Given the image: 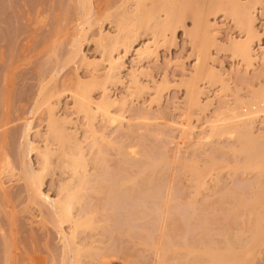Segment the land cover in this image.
Segmentation results:
<instances>
[{"label":"rangeland","instance_id":"1","mask_svg":"<svg viewBox=\"0 0 264 264\" xmlns=\"http://www.w3.org/2000/svg\"><path fill=\"white\" fill-rule=\"evenodd\" d=\"M124 1L125 0H87V3H84L83 7L87 21L80 26L81 32L79 31L78 41L73 44L76 32V14L78 12L79 15V12H82L79 4H75V0H0V160L5 158V160L3 159V163L6 162L7 164L8 162L7 165L12 169L11 171L9 170L10 174H4L8 171L0 173V264H59L60 261L62 264H65L66 261L69 260L68 253L62 256L64 250H61L62 246L57 236L56 226L53 224L52 220H49L50 216L46 211L49 210V208H47L45 202L40 203L37 199H33L32 201L28 200L30 198H27L29 195L27 196L28 193H26L27 190H25L27 188H24L25 185L23 184L25 183L17 179L19 176L21 179L20 169L23 167H29L35 171L38 170L36 166L37 160L34 158V154L32 152L25 154L23 151V147L26 145L25 141L30 142L31 145L37 149L42 148L44 144L49 151H53L56 148L55 142L50 143V140L45 136V123L46 119H48V117L46 118L47 112L51 114L50 116L56 118L54 120L63 119L65 123L61 124L62 129L66 133L70 132L73 134V136H71L82 148L83 155L85 156L84 158L86 161L88 160L87 163L91 162V159L93 161L95 158V154L93 153H95L96 146L94 147L90 144L91 140H88L90 138V133H88V135L87 132L89 131L86 130L88 129L86 127L89 126V123L92 121V124L90 123L91 130L94 128V131L97 130V134L100 133V135H102L100 137L97 135L98 138L95 136V141L99 143L100 147L102 146L100 150L104 152L103 161L104 166L107 167L106 170L103 169L105 172L98 167L99 173L102 171V173H105L106 178L108 177V179L111 178V180L114 179L115 181L119 180L121 184H125L117 187V190H114V192L116 191L118 193L115 192L116 194H114V192H112V194H109L110 197H108L110 199L108 198L109 200L107 201L106 198L107 203L100 201V194L98 196L97 194H92V192L84 191L86 193L83 194V196L81 195V212L85 211L84 209L86 208L89 209L91 207L90 209H92L94 207V209H97L96 212L98 213L96 217L91 215L94 219L97 218L98 221L96 220V224L92 222V225L96 226V228L92 227L94 228L91 229L93 232L88 230L89 232L83 233V231L81 233L82 235H78L79 238L76 237L79 241L84 242V245L81 242V244L79 243V245H82L83 249H89L85 247L86 243L89 244H86L87 247H92H90L87 252L88 254L93 252L89 257L94 253L96 256L93 255L89 260L83 257L79 260L80 264H201L199 255V258H195L197 255L194 254L192 258L188 256L191 250L185 253L186 249L184 248L190 246L195 248V245H200L199 248H203V245H205L204 249H206L208 245L215 247L214 245H217V243H219L218 241L221 240L219 239L221 238L219 237L221 225L224 226L226 224L227 230L229 228L230 231L228 232L230 235H227L229 238L233 236L231 234L235 233V230L242 226L240 225L242 220H239V218L243 213L239 208L236 210L237 204L239 203L234 204L237 202L234 199L232 203V200H229V194L227 192L230 194L232 192L234 194L233 196L237 194V197H235L239 198L238 200L244 197H250V190L255 188L259 179H256V174L254 175L253 172L248 173L244 171L245 173L243 174L230 170V168H233V164L235 163L234 160L238 161L236 160L237 157L233 158L234 155L231 156L229 153L231 149L235 151L233 148L237 145L232 139L222 137L217 139L213 138L207 142L205 141L203 145L202 143L200 145H198V142L196 143V140L206 131L204 124L212 120L218 106H223H220L221 108H226L227 106L231 107L234 95L244 100L252 91H257L258 88L261 90V88L264 87L263 71V74L258 75V71L260 72V70L256 68V70L249 68L251 71H248L249 69L247 66V68L244 69V64H242L240 57L239 59L238 56L233 57L228 50L224 49V45H226L227 41L226 38L240 42L245 37L243 30L241 29L239 31V28H236L229 16H227L225 9L227 8L226 5H229L226 0V5H222L224 0L223 2L222 0H216L218 2L221 1L219 4L223 6L222 8L224 11L220 10L221 12H214L215 14H209L205 18L208 22L207 24L211 27L210 29L214 30L215 43L213 45L212 42V45H209V47L206 45L207 48L205 47L206 49L203 54L204 58H206L204 59L205 61L203 60L206 65L203 61L201 62L203 66H206L204 68V74L211 71L212 73L210 74L208 72V75L210 74L209 76L212 77L210 78L206 74L205 76L207 77L204 76L200 79L202 76L200 73H202V71L200 70L201 68H199L201 72L198 70V72H200L198 75L201 76H199L197 80L195 78L196 81H193L194 84L193 82L191 83L194 85L193 88L196 91V93L193 92V96H189L191 94L189 90L191 89H188L186 93L185 91L188 87L185 88L186 85L183 86L181 83V81L186 83L184 81L190 78L189 74L194 72V70L197 69L196 66H198H193V56H195L197 51L195 52L194 50L195 46L193 47V40L191 41L186 33L191 29L190 17L187 14L184 16V12L193 9L185 8L183 13L179 15L178 19H181V21L180 24L177 22L178 26L173 25V23H176V19H174V22L172 21V17L170 20L172 21L171 27L167 29V31L160 30V33L159 30L151 31L148 27L155 19L156 22L159 20L161 22L160 24L167 22L166 20L169 15H171L172 11H178L177 8L179 9V7L177 6V2L179 4L181 1L143 0V4L141 5H144V7L152 3L161 6L160 9L163 11L156 10L157 12L154 13V18L152 21H149L146 29H144V31L141 29L142 32L138 30L139 33L135 32L136 36L134 34V38L132 37V24L129 23L131 31H128L132 33L131 35L127 33V35L130 36L127 48L129 50L125 55H121L122 58L120 61L122 64L120 63L121 67L118 70L119 72L115 75L118 77L114 78V81H112L114 83L104 84L105 86L103 87L107 91H103H106L105 94L108 99L115 98V101L123 102V107L120 108V112L123 119L126 120L125 122L128 120V114L132 116V114L136 112L138 114L140 113V116H145L147 121L138 123V125H141H139L141 128L136 124V130L133 127L131 131H128L125 130L127 126L124 121L120 125L121 127L116 128L115 126L114 128V126H111L109 128L108 124L99 116V118H97L96 115H92V117L94 116L92 118L89 112L88 117H86V114H84L86 116H83L81 113H77L78 110H76L77 112L74 111L76 108L78 109V107L79 109H83V106L81 105V107L79 105L81 104L80 102L83 101L78 98H76L79 101L78 105H75V109H73V105L76 104L77 101L75 97H70V92H75L76 89L79 88L77 86L73 91L74 85L76 86V83H86V81L92 77H90V75H93L92 78L96 77L99 81L101 80L99 78L102 77L104 66L103 63H100L102 59L100 56L104 52L97 47L96 38L97 35L101 36L99 33L102 35L108 34L110 37L117 34L115 26L117 25L116 27L118 28V24L120 25V23L116 22L115 25V20L113 19L119 12L122 13L124 9V11H126V8L132 5L130 0H127L126 3L128 4L125 3L126 5L123 4ZM190 1L192 3H187L188 5H193H190V7L199 9L203 6L202 4H206L207 1L210 2L213 0H189V2ZM235 1L238 5L244 4V6H247L246 2H250L249 5H251L252 2V0ZM260 1L262 3L263 0ZM131 2L133 1L131 0ZM258 2L257 4H261ZM175 4L177 8L174 7ZM86 5L87 9L85 8ZM252 5L253 11H251V14L253 22L251 27L254 31V37L250 38L251 43H249V49L251 50L249 51L251 52L249 55L252 57L254 53L258 58L261 53L264 54V50H260L264 46V35L261 34L263 20L260 17V5ZM123 6L127 7L121 10ZM173 7L175 9L171 11ZM126 17L125 24H127ZM129 20L131 21V18H129ZM122 23L124 24V22ZM121 26H119V28ZM72 44L74 49L71 46ZM143 45L148 46V48L150 47L149 50H152V55L148 57V59H141L140 62L138 61L137 63L133 59L132 51ZM115 50L116 52H111V56L117 52L118 55L121 54L122 50L120 48L117 47ZM70 51L73 53H70ZM68 54L70 57H68ZM81 56L86 61H91L93 65L95 64V69H85L79 65L80 63H78V60L81 59H79ZM251 61L253 63L251 64L249 61V64L253 66L255 63L253 60ZM200 65L199 67H201ZM255 65L253 67H255ZM132 68L135 72V87L134 85L131 86V83L129 84V73L133 71ZM257 68L259 67L257 66ZM141 72L143 75H146L143 77ZM220 83L222 84V88L226 83L225 86L227 85L228 88L226 92L221 89ZM191 84L190 86L188 85L189 88L193 86ZM93 88L94 87H91V90ZM39 90L44 94L46 93L45 91H50V93L52 92L51 94L53 95L54 93V95H50L51 98H47L49 95L43 97L48 99H45L46 103L41 100V102L45 104L42 103L40 106L37 105L38 111L34 108L36 112L33 110L34 113H30L32 112L31 110L34 104H39V101H37L41 93L37 94ZM91 90H88L89 93L86 96L93 103L99 99L98 96H100L101 93H99L100 91H98L97 88L93 89L92 92ZM262 90L264 89L262 88ZM221 91H223L224 95L221 94ZM43 93L42 96H45ZM42 105H47V107L44 108ZM49 105L52 106L51 111H49ZM200 108H202V110ZM45 109H47L46 112L44 111ZM90 109L92 110L91 106ZM199 109L201 111H199ZM109 111L113 112L114 109ZM81 115L86 117V119L88 118V121L89 119L92 120L88 122ZM257 118L260 119V122H258L255 117V122L251 129L252 133L255 132L256 135L262 131L264 125V118L261 120L260 115L259 117L257 116ZM47 121L52 122L53 120L50 117V120L48 119ZM67 122L68 124H66ZM128 124L133 125L134 123H130L129 121ZM182 125H186V127H181ZM199 127H202V134ZM185 128L188 130L187 133H190V135L188 134V138L187 135H185L187 134L185 133ZM182 129L185 131V134L183 132V134L180 133ZM127 132L132 135L127 134ZM41 135H43V137ZM108 140H110V143H118V145L120 144L122 146L131 143L132 150H134L132 152H135V156L133 155V158L127 157V160L125 156V159H123L122 156L116 155L117 151L115 149L113 150L110 145L107 147L109 143ZM105 141L106 144L104 146ZM234 144L235 146L231 148ZM136 152L139 154L136 155ZM208 157L212 158V160L210 158L208 159ZM53 158V156L50 158L52 166L55 165V163H53ZM205 158L207 160H205ZM135 159L137 161H135ZM210 160L214 162L212 164L217 163L220 167L218 168V166L215 165L217 167H214V170L210 169V165H212L210 164ZM202 161L207 164H203ZM199 163H202L203 165H201L204 167L209 163L210 165L208 166H210L209 170L211 171L208 173L205 172V169H208V167L206 166L207 168H204L199 166ZM219 163L221 165H219ZM236 163L234 164L235 166L237 165ZM89 164L91 163L87 164L86 170L87 173L91 175V170L93 169ZM199 167L205 170H203L204 172L201 170L199 173H207V176L205 174L202 176H206V178L190 180L189 173L191 169L197 168L199 170ZM28 169L24 168L23 171ZM62 171L63 172L56 168L53 169L52 167V169H48L47 172L44 174L41 173L40 175L41 181L39 191L45 194L49 200L54 198V192L58 183L66 178L65 170ZM198 175L201 177V174ZM128 179H130L129 181L131 183L135 184L132 186ZM199 179L203 180V185L201 183L203 187H198L199 189H195V187L194 190H196V192H192V186H196V184L192 183V185L191 182L197 180L199 181L198 183H200L201 180ZM122 181H124V183H122ZM94 186H96V184L93 183L92 187ZM119 188L121 189L119 190ZM113 195H116L115 197L118 198V202L116 198V203L113 201ZM165 197L168 203L165 205V202L164 205L166 207L164 210L163 200H165ZM109 201L111 202L108 203ZM160 201H163V203ZM99 202L103 204H99ZM231 203L236 205L235 209H233L232 206L234 205ZM79 211L77 210V212ZM92 211L91 213L95 212V210ZM260 212L259 210L258 213ZM227 213L232 215L227 218ZM235 215L236 217L238 216V218H236ZM198 217L201 219V221L198 220L199 222L195 220V218ZM231 217L236 219L234 220ZM229 218L234 221H231ZM101 219L105 220L103 221ZM169 224H172L173 227L175 224L176 229L175 227L172 228ZM170 228L173 230V233H167V229L170 231ZM63 229H65V227H63ZM174 229L177 231L174 232ZM113 231L119 234L117 235L115 233L114 235L111 233ZM260 234L257 239L260 237ZM231 241H233L232 238ZM241 241H244L242 237ZM233 242L236 241L234 240ZM233 242L232 244L230 243L232 247L230 249L234 250L233 247L238 249L240 241H238L239 243L236 242L237 245ZM252 244L253 243L250 244L251 246L249 245L250 247L244 244L243 247L247 246L244 248H247L246 251L248 250L249 252V248H252ZM159 247L163 250L166 249L168 252L165 257L163 255L164 261L161 260L162 255L160 253L162 252V254H164L166 250L163 251ZM94 248L100 249L98 250L100 252H97ZM156 249L159 250L160 253L157 252ZM191 249L192 251L195 250L193 248ZM237 249L234 250V253L231 251L228 252L233 254L231 257L234 256V259L237 258L239 260L238 256L240 253ZM102 250H105V255L107 253L106 250L110 254L116 252V255L113 253L112 255H108L107 258L104 255L105 259L103 258V254H101L103 253ZM188 250L189 249H187V251ZM199 250H197V252L202 251ZM211 250L212 248L210 251L205 250L204 252L207 251L210 255L212 254ZM252 250V252H250L251 254H245V256H247L245 258L241 256L243 254H240V257H243L242 260L240 259L241 261L239 260L240 262L237 259V261H233L237 262L236 264H264V234L259 242L257 240ZM235 251H237L238 256H236ZM6 253L8 254V258L5 256ZM99 253L103 258L102 263H100L99 258L97 259ZM193 253L191 252L190 254ZM225 253L227 255V252ZM224 255L220 257L224 258ZM223 260L224 259L219 261ZM228 261V258L225 259V264L231 262ZM213 264H217V262H213Z\"/></svg>","mask_w":264,"mask_h":264},{"label":"bare ground","instance_id":"2","mask_svg":"<svg viewBox=\"0 0 264 264\" xmlns=\"http://www.w3.org/2000/svg\"><path fill=\"white\" fill-rule=\"evenodd\" d=\"M76 2H75V4H79V6H80V10L82 11V12H79L80 14L78 15V12H77V14H76V32H75V35H74V41H73V44H75V42H77L78 41V35L80 34V32H81V30H80V26H82L84 23H86V21H87V17H85L86 16V14L84 13V11H83V7H84V3H87L86 1L87 0H75ZM133 2H131V0H130V3L132 4H130L131 6H129L128 8H126L127 6H123V7H121V10H122V8H126V11H124V10H122V13L121 12H119L116 16H115V18L113 19V20H115L114 22H115V25H116V22L117 23H120V25L118 24V28L115 26V28H116V33L117 34H114V36H108V34L107 35H102V34H100L99 33V35H101V36H98L97 35V38H96V43H97V47L102 51V52H104V53H102L101 54V61H100V63H103V73H102V77L101 78H99V79H101L100 81L98 80V79H96V77L95 78H92L93 77V75H90V77L91 78H89L88 79V81H86V83H87V85H86V83L84 82V83H80V84H77L76 83V86L74 85V87H73V91L77 88V86L79 87L78 89H76V91L75 92H70V97H75V100L77 101V103L76 104H74L73 106H74V108L73 109H75V105H78V99L79 100H82L83 102H80L81 104H79L80 106L82 105L83 106V109H79V107H78V109L76 108L74 111H76V110H78V114L79 113H81L83 116H86V117H88V113L90 112L91 114H90V116L92 117V115H96L97 116V118H101L103 121H105L106 122V124H108V126H109V128L111 127V126H114V128H115V126H116V128L117 127H121L120 125L122 124V122L124 121V123L126 124V128L127 129H125V130H128V131H131L132 129H133V127L135 128V130L137 129V125H138V123L139 122H143V121H147V119H146V117L145 116H140L141 114L139 113H133L132 114V116L131 115H129L128 114V120H127V122H125L126 120H124L123 119V117H122V115H121V112H120V108H122L123 106H122V104H123V102L122 101H115L113 98L112 99H108V97H106V89H104V87L103 86H105L106 84H110L112 81H114V78L115 77H118V76H115V75H117V72H119L118 70L120 69V67H121V58H122V56L123 55H125V53L129 50V49H127L128 48V43H129V37L130 36H128V35H131L132 33V37L134 38V34H135V36H136V33L135 32H138V30L139 31H141V29H142V31H144V29H146V27H147V24L149 23V21L151 20L152 21V19L154 18V13L155 12H157L158 10H162V9H160V7L161 6H159V5H154V4H149L148 2V6L147 7H144V5H141V4H143V0H132ZM141 1V2H140ZM177 1V0H176ZM178 1H181L179 4H178V2H177V6L179 7V9L177 8V6H176V4L174 5V7L175 8H177V10L178 11H172L173 9H175L174 7L171 9V11H172V13H171V15H169V17H168V19L166 20L167 22H164L163 24H160L161 22L158 20L157 22L155 21V20H153L152 21V24L148 27L151 31L152 30H166L167 31V29H169L170 27H171V25H172V21H174V19H176L175 21H176V23L174 24L173 23V25H176V26H178L177 24L179 23L180 24V21H181V19L179 20L178 18H179V15L180 14H182L183 13V11L185 10V8H188V9H193V10H186L187 12H184V16H185V14H187V15H189V17H190V21H191V29H190V31L189 32H186L187 33V36H189V39H191V41L192 42H194V44H193V47L195 46V52L197 53H195V56H193L194 58H193V66H195V65H198V66H196L197 67V69H195L194 70V72H191L190 74H189V77H187V78H189V79H186L184 82H186V83H183L182 81H181V83H182V85L184 86V85H186L185 86V88L186 87H188L187 88V90L185 91L186 93H187V91H188V89H191V90H193V91H191V90H189V93H191L189 96H193L192 94H193V92H195L196 93V91L194 90V80H195V78H196V80L198 79V77L199 76H201L200 77V79H202V77H204L206 74L208 75V72L211 74L212 72L211 71H208L207 73H205L204 74V68L206 67L205 65V60L204 59H206V58H204V50L207 48V47H209V45H214V30H211L210 28V25L209 24H207L208 22L206 21V17L209 15V14H215L214 12H216L217 13V11H222L223 10V6H220L221 4H219V3H221V1H216V0H213V1H210V2H206V4H202L203 6H198V7H200L199 9L197 8V9H194V8H192V7H190V5H192V4H187V3H192L191 1L189 2V0H178ZM186 1V2H185ZM188 1V2H187ZM226 1L228 2V5L229 6H227L226 4ZM224 0V3H222V5H224L225 3V5H226V9H225V11L227 12V16H229V18H230V20H231V22L233 23V25L236 27V28H239V31L242 29L243 30V32H244V39L242 40V41H232L231 39H228V38H226L227 39V41H226V45H224V49H226V50H228L229 51V53H230V55H232L233 57L235 56H238V59H239V57H240V60H242V64H244V69H246L247 68V66H248V69L249 68H253V70H256V69H258V70H260V72L258 71V75H261V74H263V72H264V54H260V56H258V58L256 57V55L253 53V55H252V57H250V52L251 51H249V50H251V49H249V43H251L250 42V38H253L254 37V31H253V29H252V27H251V24H252V22H253V17H252V12L251 11H253V7H251V5L253 4V5H260V8H261V18H262V20H263V22H262V32H261V34H263L264 35V0L262 1V3H261V1L259 0V2L261 3V4H257V2H258V0H252V2H251V5H249V3L248 2H246V5L247 6H244V4L243 5H238L237 3H236V1L235 0ZM127 2V0H125L124 1V3L123 4H125ZM194 2H196V1H194ZM222 2H223V0H222ZM258 2V3H259ZM186 3V4H185ZM234 3V4H233ZM77 4V5H78ZM122 4V5H123ZM126 4H128V3H126ZM125 4V5H126ZM196 4H198V3H196ZM238 6H237V5ZM162 5V4H161ZM170 5V4H169ZM188 5V6H187ZM252 5V6H253ZM143 6V7H142ZM187 6V7H186ZM193 6V5H192ZM78 7V6H77ZM163 7H164V4H163ZM221 7V8H220ZM86 9H87V5H86V7H85ZM128 9V10H127ZM130 10V11H129ZM157 10V11H156ZM169 10V9H168ZM182 10V11H181ZM127 11H129V12H127ZM163 11V10H162ZM170 11V10H169ZM170 11V12H171ZM220 11V12H221ZM224 11V10H223ZM86 12V11H85ZM260 12V11H259ZM121 13V14H120ZM163 14V13H162ZM78 15V16H77ZM115 15V14H114ZM113 15V16H114ZM128 15V16H127ZM129 15H130V17H129ZM173 15V16H172ZM186 15V16H187ZM127 16V17H126ZM183 16V15H182ZM213 16V15H212ZM125 17L127 18V21H126V23L128 24H125ZM131 18V21L129 20V18ZM158 17V16H157ZM173 17V18H172ZM181 17V16H180ZM188 17V16H187ZM170 18V19H169ZM171 18H172V21H170L171 20ZM182 18V17H181ZM158 19V18H157ZM124 20V21H123ZM178 20V21H177ZM120 21H122V22H124V24L122 23V22H120ZM174 21V22H175ZM132 22V23H131ZM178 22V23H177ZM122 23V24H121ZM129 23L130 24H132L131 26L129 25ZM231 23V24H232ZM121 25H123V26H121ZM124 25H127V26H124ZM157 25H159V26H157ZM119 26H121L120 28H119ZM133 29V31H132V33L131 32H129V31H131V29H130V27ZM176 26H174V27H176ZM88 27V26H87ZM234 27V28H235ZM124 28V29H123ZM148 29V30H149ZM129 30V31H128ZM80 31V32H79ZM141 31V32H142ZM158 31V32H159ZM188 31V30H187ZM79 32V33H78ZM127 33H128V35H127ZM130 33V34H129ZM139 33V32H138ZM160 33H161V31H160ZM185 33V34H186ZM217 33V32H216ZM152 34V33H151ZM154 34H155V32H154ZM158 34V33H157ZM257 34V33H256ZM161 36V35H160ZM257 38V37H256ZM95 39V38H94ZM135 41V40H134ZM155 42V41H154ZM213 42V43H212ZM256 42V41H255ZM95 43V44H96ZM207 43V44H206ZM212 43V44H211ZM73 44L71 45L72 47H73ZM150 44H152V43H150ZM223 44V43H222ZM221 44V45H222ZM206 45H207V47H206ZM218 45V44H217ZM151 46V45H150ZM263 46V45H262ZM96 47V46H95ZM120 48L122 51H121V54H117V53H114V57L113 56H111L110 54H111V52H116V48ZM206 47V48H205ZM150 48V47H149ZM149 48H148V46H145V45H143L142 47H140V48H137V49H134L133 51H132V56L134 57L133 59L135 60V62H137L138 63V61L140 62V60L141 59H143V60H145L146 58L148 59V57H151V55H152V50H149ZM73 49H74V47H73ZM127 49V50H126ZM219 49V48H218ZM71 50V49H70ZM260 50H264V46H263V48H261ZM72 51V50H71ZM70 51V53H73V52H71ZM263 52V51H262ZM260 53V52H259ZM80 55V54H79ZM122 55V56H121ZM103 56V57H102ZM231 56V57H232ZM68 57H70L69 56V54H68ZM73 57V56H72ZM206 57V56H205ZM74 58V57H73ZM81 58V59H80ZM251 58V59H250ZM77 59H78V57H77ZM79 59L80 60H78L79 62L78 63H80L79 65H81L83 68H85V69H87V68H92V69H95V64L93 65L92 64V62L90 63V62H88V61H86L84 58H82V56L81 57H79ZM204 60V61H203ZM251 60H253L254 61V63L259 67V68H257V66L255 65V64H253V66L255 65V67H253V66H251V64L253 63ZM97 61V60H96ZM201 61H203L204 62V66H203V63L201 62ZM249 61L251 62V64H249ZM134 62V63H135ZM146 62V61H145ZM245 62V63H244ZM121 63V64H120ZM196 63V64H195ZM201 64V65H200ZM199 65L201 66V67H199ZM97 66V65H96ZM100 66V65H99ZM249 66H251V67H249ZM192 67V66H191ZM196 67H194V68H196ZM263 67V68H262ZM98 68V67H97ZM199 68H201L200 70L202 71V73H200L201 71L199 70ZM256 68V69H255ZM203 69V70H202ZM212 69V68H211ZM261 69H263V70H261ZM132 70H133V68H132ZM136 70V69H135ZM198 70L200 71V72H198ZM205 70H207V69H205ZM216 70V69H215ZM88 71H89V69H88ZM91 71V70H90ZM93 71V70H92ZM140 71V70H139ZM141 71H143V70H141ZM246 71V70H245ZM248 71H251L250 69L248 70ZM263 71V72H262ZM93 72H95V71H93ZM216 72V71H215ZM96 73V72H95ZM128 73H129V71H128ZM134 70L133 71H130V73H129V80L131 81H129V84L131 83V86H133L134 85V87L136 86V82L134 81L135 80V75H134ZM193 73V74H192ZM198 73H200L201 75H198ZM91 74H92V72H91ZM192 74V75H191ZM204 74V75H203ZM209 74V75H210ZM141 75H143L142 74V72H141ZM144 75H146V74H144ZM144 75H143V77H144ZM191 75V76H190ZM198 75V76H197ZM208 75V76H209ZM99 76V75H98ZM140 76V75H139ZM205 77H207V76H205ZM210 78L212 77V76H209ZM208 77V78H209ZM217 77V76H216ZM127 78H128V76H127ZM92 79H94V80H92ZM138 79V78H137ZM92 80V81H91ZM195 80V81H196ZM204 80V79H203ZM90 81V82H89ZM97 81V82H96ZM99 81V82H98ZM219 81V80H218ZM78 82V81H77ZM89 82V83H88ZM193 82V84H191ZM220 82V81H219ZM112 83H114V82H112ZM46 84V83H45ZM85 84V85H84ZM105 84V85H104ZM190 84L191 85H193V86H191L190 88H189V86H190ZM221 84V83H220ZM226 84V83H225ZM225 84L223 85L224 87V89L222 88V84H221V89L222 90H224V92H226V89H228L227 88V85L225 86ZM189 85V86H188ZM219 85V84H218ZM89 86H90V88H89ZM91 87H94L93 89H95V88H97L98 89V91H100L99 93H101V95L100 96H98L99 97V99H97V101H95V102H93L92 103V101H90L89 99H88V97L86 96L88 93H89V91L91 90ZM138 87V86H137ZM136 87V88H137ZM230 87V86H229ZM42 88V87H41ZM89 88V89H88ZM106 88V87H105ZM263 89H264V87H262ZM262 88H261V90L258 88L257 89V91H252L251 93H249V95L247 96V98H245L244 100L242 99V98H239V96H237V97H235V95H234V97L232 98L233 99V103H232V106L231 107H226V108H221V107H223V106H221L220 104V106H218V107H220V108H218L217 107V109L215 110V113H214V115H213V118H212V120L211 121H209V122H207V124H204V126H205V132L203 133V131H202V127H199L200 129H201V134L203 133V135L198 139L199 141H200V143H199V141L198 140H196V143L198 142V145H200L201 143H202V145L204 144V142L206 141H209L210 139H213V138H215V139H217V138H222V137H226L227 139H232L233 140V142H235L237 145L235 146V144L233 145V146H231V148H233L234 146V150L235 151H232V149L229 151V153H230V155L231 156H233V158H236V160H238V161H235L234 160V162L237 164L236 166L233 164V168H230V170H232V172H240V173H245V172H248V173H254V175L256 174V179L258 180L259 179V181L256 183L257 185L255 186V188L253 189V188H251V189H253V190H250L251 192L249 193V194H251V198L250 197H244V198H247V199H241V200H238L239 198H236L237 197V194L235 195V196H233L234 194L231 192V194L229 193V192H227L228 194H229V200H232V203H233V199L235 200V201H237V202H235L234 204H237V203H239V204H237V208H236V210H238V208H239V210L241 209V211H242V213H243V215H241L242 216V218H241V216H240V218H239V220L241 219L242 221L240 222L241 224L240 225H242V226H240V228L239 229H237L238 230V232H237V230H235V231H233V232H235V233H232L231 235H233L231 238H232V240L234 241H236V242H238V241H240V243H239V248L237 249V248H235V247H233L234 248V250H238V252L240 253V254H243V255H241V256H243L244 258L245 257H247V256H245V254H247L248 255V253H250V252H252L253 250H252V248L254 247V244H256V242H257V240H258V242H259V240H261V238H262V235L264 234V125H263V127H262V131L260 132V133H258L257 135L255 134V132L254 133H252V131H251V129H252V125H253V123L255 122L254 120H255V117H256V119L258 120V122H260L259 120L260 119H258L257 118V116L259 117V115H260V118H261V120H262V118H264V90H262ZM63 89H65V88H63ZM93 89L91 90V92L93 91ZM42 90V89H41ZM71 90V91H72ZM89 90V91H88ZM103 90H106V91H103ZM138 90V89H137ZM230 90V89H229ZM60 91H62V90H60ZM64 91V90H63ZM219 91H220V89H219ZM232 91V90H231ZM41 91L39 90L38 91V93L37 94H39ZM46 93L44 94L43 92H41L39 95V99H40V97L42 96V93L45 95V96H42V98L43 97H47L48 95V97L47 98H49L50 97V95H52L51 93H50V91H45ZM69 92H68V94H69ZM222 93V95H224V93H223V91H221ZM228 92V91H227ZM233 92V91H232ZM50 93V94H49ZM230 93V92H229ZM53 95H54V93H53ZM52 95V96H53ZM56 96V95H55ZM230 96V95H229ZM219 97H221V96H219ZM38 99L37 101H39V104H34V107L32 108V112H30V113H34V111H35V109H36V111H38L37 110V108H38V106L37 105H39L40 106V104H42V103H44L45 102V99L46 100H48L47 98H43V99ZM51 98V97H50ZM76 98H78V99H76ZM215 98V97H214ZM223 98V97H222ZM70 99V98H69ZM207 99V98H206ZM215 99H217V98H215ZM41 100L42 101H44V102H41ZM73 100V99H72ZM183 100V99H182ZM187 100H189V99H187ZM191 101V100H190ZM209 101V100H208ZM36 102V101H35ZM73 102H74V100H73ZM186 102H188V101H186ZM38 103V102H37ZM46 103V102H45ZM44 103V104H45ZM189 103V102H188ZM210 103V102H209ZM190 104V103H189ZM229 104V103H228ZM207 105V104H206ZM206 105H204L205 107H207ZM43 106V105H42ZM81 106V107H82ZM90 106H91V108H92V110L90 109ZM189 106H191V105H189ZM225 106H226V104H225ZM224 106V107H225ZM44 108H46L47 107V105H45V106H43ZM51 107L52 106H50L49 105V108H50V110L49 111H51ZM80 107V108H81ZM115 107H117V108H115ZM35 108V109H34ZM199 108V107H198ZM214 108V107H213ZM53 109V108H52ZM72 109V110H73ZM111 109H114V111L113 112H110L109 110H111ZM201 110H202V108H200ZM199 109V111H201ZM204 109V108H203ZM220 109V110H219ZM222 109V110H221ZM34 110V111H33ZM46 110L47 109H45L44 111L46 112ZM35 111V112H36ZM92 111V112H91ZM210 112V111H209ZM48 114H46L47 116H46V118L48 117V119L50 120V117H51V119L53 120L52 122L50 121H47L48 119H46V123H45V129H46V135L45 136H47V139L48 140H50V143L51 142H55L54 144H56V148H55V150H53V151H49L48 149H47V146L44 144V145H42V148H40V149H37L36 147L34 148L32 145H31V143L30 142H26L25 141V146L23 147V151L25 152V154H28V153H30V152H32L34 155V158H36V160H37V163H36V166H37V168H38V170L37 171H35V170H32V169H30L29 167V169L27 168V167H23L22 169H20L21 170V173H20V175H21V179H20V176H19V178H17L18 180H20L21 182L23 181V183H25V184H23V185H25L24 186V188H27V189H25V190H27L26 191V193H28L27 194V198H30V199H28V200H30V201H32L33 199L35 200V199H37L40 203H44L45 202V204H46V206H47V208H49V210H46L47 211V214L50 216V218H49V220H52V222H53V224L56 226V231H57V236H58V238H59V241L61 242V250H64L63 251V254H62V256L63 255H66L67 253V255L69 256V260H67L66 261V263L65 264H80L79 263V260L81 259V258H83L84 257V259H91V257L94 255L95 256V253L93 254V255H91V257H89L90 256V254H92L93 252H90L89 254L87 253L88 252V250L90 249V247L91 246H89V247H87V245H89V244H85V247L86 248H89V249H83L82 248V245H79V243L81 242V241H79V239H77L76 237H78L79 238V236L78 235H80L83 231V233H85V232H89L91 229H94V228H92V227H95L96 228V226H94V225H92V222H93V224L95 223L96 224V222L98 221V219L97 218H95L94 219V217H96V214L98 213V212H96L97 211V209H94V207L92 208V209H90V211H89V209H87V211H86V209H84L85 211H82L81 212V210H80V206L82 207V196H83V194H85L86 192H92V194H94V195H98L99 196V194H100V196L99 197H101V199H100V201H104V202H106L107 203V201L110 199L109 197V194H112V192H114V190L117 188V187H119V186H123V185H125V184H121V182L119 181V180H114V179H112L111 180V178L110 179H108V177L106 178V176H105V173H102V171H104L103 169H107V167H105L104 166V158H103V154H104V152H103V150L101 151L100 149L102 148V146L100 147L99 146V143H97L96 141H95V136L97 137V135L100 137V136H102V135H100V133H98L97 134V130L96 131H94L95 129L94 128H92V130H91V122H90V120H92V119H89V121L86 119V117H83L82 115V117L86 120V121H88V122H90L89 123V126H87L86 128H88V129H86V130H88L89 132H87V134L88 133H90V138H89V134L87 135V137L89 138L88 140H91L90 141V144L92 145V146H96L95 147V153H93V154H95V158L93 159V161H92V159L90 160L91 162H88V163H91V164H89L90 166H91V168L93 169V170H91L92 172H91V175H89L88 173H87V170H86V167H87V161L85 160V156L83 155V151H82V148L77 144L78 142H75V139H73V134L72 133H66V132H64V130L62 129V127H61V124H63V123H65V122H63V119H60V120H54V119H56V118H54L53 116H50L51 114H49V112H47ZM51 113V112H50ZM84 114H86V115H84ZM182 115V114H181ZM50 116V117H49ZM96 116H95V118H96ZM99 116V117H98ZM186 116V115H185ZM94 117V116H93ZM92 117V118H93ZM130 121V123L132 122V123H134L133 125L132 124H128V122ZM85 122V121H84ZM88 122H86V123H88ZM155 122V121H154ZM85 123V124H86ZM186 123V122H185ZM264 123V122H263ZM66 124H68V122L66 123ZM137 124V125H136ZM144 124V123H143ZM148 124V123H147ZM201 124V123H200ZM260 124V123H259ZM261 124H262V122H261ZM140 125V124H139ZM138 125V127L139 128H141L140 126ZM145 125V124H144ZM157 125V124H156ZM147 126V125H146ZM183 126H185L186 127V125H182L181 127H183ZM201 126H203V125H201ZM73 127V126H72ZM123 127V126H122ZM144 127V126H143ZM120 129H122V128H120ZM261 129V128H260ZM26 130H27V128H26ZM25 130V131H26ZM185 130H186V132L185 131H183V129H182V131H180V133L181 134H183L184 132L185 133H187V129L185 128ZM193 130V129H192ZM196 130V129H195ZM121 131V130H120ZM124 131V130H123ZM68 132V131H67ZM96 132V133H95ZM183 132V133H182ZM198 132V131H197ZM184 133V134H185ZM94 134H96V135H94ZM127 134H131V133H128L127 132ZM188 134L190 135V133H187V134H185V135H187V138L189 137L188 136ZM200 134V133H199ZM198 134V135H199ZM37 135V134H36ZM72 135V136H71ZM132 135V134H131ZM180 135V134H179ZM192 135V134H191ZM253 135V136H252ZM42 137H43V135H41ZM40 136V137H41ZM200 136V135H199ZM24 137V136H23ZM39 137V136H38ZM182 137H184V136H182ZM98 138V137H97ZM96 138V139H97ZM102 138V137H101ZM186 138V139H187ZM41 139V138H40ZM46 139V138H45ZM100 139V138H99ZM42 140V139H41ZM94 140V141H93ZM113 140V139H112ZM117 140V139H116ZM100 141V140H99ZM129 141V140H128ZM203 141V142H202ZM47 142V141H46ZM95 142V143H94ZM108 144H107V147H109L108 145H110V147H112V149L114 150H116L115 152H116V155H118V156H122L123 157V159H125V157L127 158H129V157H131V158H133L135 155H134V153L135 152H132V151H134V150H132V146L130 145L131 143H128L129 145H125V146H122V145H118V143H110V140H108ZM127 142V141H126ZM130 142V141H129ZM86 143V142H85ZM105 144H106V141L104 142V146H105ZM197 145V144H196ZM91 146V147H92ZM88 147V146H87ZM94 147H92V148H94ZM98 147H100V148H98ZM114 147V148H113ZM134 147V146H133ZM89 148V147H88ZM90 149V148H89ZM136 151H137V149H136ZM23 152V153H24ZM233 152H235V153H233ZM233 153V154H232ZM137 154H139L138 152H136V155ZM134 155V156H133ZM1 156V155H0ZM5 156V155H4ZM54 157L53 159H54V161H53V163H55V165H51V161H50V158L51 157ZM92 156V155H91ZM125 156V157H124ZM133 156V157H132ZM128 158H127V160H128ZM210 157H208V159H209ZM1 159V158H0ZM3 159L5 160V158H2V160H0V173H3V172H5V171H8V172H5L4 174H10V172H9V170L11 171L12 169L11 168H9V166L7 165L8 164V162H7V164H6V162L5 163H3ZM87 159V158H86ZM118 159H121V158H118ZM137 159V158H136ZM135 159V161H137ZM211 160H212V158H210ZM132 160V159H131ZM205 160H207L206 158H205ZM210 160V164H212V163H214V162H212ZM123 161V160H122ZM204 161V160H203ZM203 161H202V163H203ZM129 162H130V160H129ZM201 162V161H200ZM221 162V161H220ZM242 163V164H240V163ZM174 163V162H173ZM201 163V164H202ZM239 163V164H238ZM194 164H196V163H194ZM200 164V163H199ZM199 165V166H202L203 164H207V163H203L202 165ZM209 163H208V165H210ZM182 165V164H181ZM186 165V164H185ZM208 165H206L207 167H208V169H203L202 167H204V166H202V167H199V170L197 169V168H193V170L191 169V171H190V169H189V171H190V176H189V179L191 180V179H193V180H195L196 178H206V176H207V173L208 172H210L211 170H209V168H210V166H211V168L210 169H215L214 167H217L218 165H217V163L216 164H212L213 165V167H212V165H210V166H208ZM215 165H217V166H215ZM219 165H221L220 163H219ZM241 165V166H240ZM19 166H21V165H19ZM53 167V169H58V170H61V172H63L62 170H65V173H66V178L63 180V181H61V182H59L58 183V185L56 186V189H55V194H54V198L53 199H51V200H49L48 198H47V196L45 195V194H42L40 191H39V186H40V175H41V173H45V172H47L48 171V169L50 170V169H52V167ZM192 166H194V165H192ZM204 167V168H207V167ZM238 166V167H237ZM98 167L100 168V170H102V171H100V173H99V169H98ZM105 167V168H104ZM183 167V166H182ZM191 167V166H190ZM196 167V166H195ZM220 166H218V168H219ZM227 167V166H226ZM230 167V166H229ZM229 167H228V169H229ZM232 167V166H231ZM236 167V168H235ZM24 168H26V169H28V170H26V171H23V169ZM36 168V169H37ZM188 168V167H187ZM218 168H216V169H218ZM237 168H239V169H237ZM98 169V170H97ZM198 171H197V170ZM227 169V168H226ZM237 169V170H236ZM187 170V169H186ZM196 170V171H195ZM202 170V172H207L206 174L205 173H199L200 171ZM204 170V171H203ZM212 170V171H213ZM218 170H220V169H218ZM23 171V172H22ZM110 172H112L111 170H109ZM245 171V172H244ZM105 172V171H104ZM60 173V172H59ZM3 174V175H4ZM198 174H201V177L198 175ZM206 175V176H204V177H202L203 175ZM238 175V174H237ZM250 176H253V175H250ZM105 177V178H104ZM255 178V177H254ZM130 179H128V181H129ZM199 180H201V179H199ZM197 181V180H196ZM196 181H194V182H191V184L193 183V184H196V186H194L193 184V186H192V192H196V190H194V188L195 189H199V188H201V187H203L202 185H203V183H202V181L203 180H201L200 181V183H198L199 181H197V183H196ZM130 182V181H129ZM93 183L94 184H96V186H94V187H92L93 186ZM122 183H124V181H122ZM131 183V182H130ZM201 183H202V185H201ZM255 183V182H254ZM132 184V186H133V184H135V183H131ZM255 185V184H254ZM126 187V186H125ZM199 187V188H198ZM254 187V186H253ZM93 188V189H92ZM121 188H119V190H120ZM130 189H131V187H130ZM117 190V189H116ZM84 191H86V192H84ZM233 191V190H232ZM82 192H84V193H82ZM116 192V191H115ZM114 192V194H116V193H118V192H116L115 193ZM234 192V191H233ZM235 193V192H234ZM91 194V193H90ZM91 194V195H92ZM166 194H167V192H166ZM165 194V195H166ZM82 195V196H81ZM128 195V194H127ZM238 195H239V193H238ZM109 196V197H108ZM116 195H113V201L116 203V200H115V197ZM226 196V195H225ZM167 197V196H166ZM166 197H165V200H163L164 201V203H163V201H160L161 203H163V205L165 204V202H166V204L165 205H167V203H168V201L166 200ZM106 198H107V201H106ZM109 198V199H108ZM164 198V197H163ZM168 198H169V196H168ZM230 198H232V199H230ZM117 199V202H118V198H116ZM36 200V201H37ZM162 200V199H161ZM242 200H244V201H242ZM247 202H246V201ZM239 201V202H238ZM111 201H109L108 203H110ZM81 203V204H80ZM231 203V204H232ZM99 204H103L102 202H99ZM234 204H232V205H234ZM164 205V210H165V206ZM78 207H79V209H78ZM97 207V206H96ZM233 207V209H235V207H236V205H234V206H232ZM108 209V208H107ZM77 210L79 211V212H77ZM94 211L95 210V214L94 213H91V211ZM230 210H231V208H230ZM261 211L260 213H258V211ZM92 211V212H93ZM110 211H111V209H110ZM81 212V213H80ZM163 212V211H162ZM232 212V211H231ZM235 212V211H234ZM237 212H239V211H237ZM112 213H114V212H112ZM240 213V212H239ZM47 214H46V217H47ZM94 216H92V215ZM167 214V213H166ZM110 215H111V213H110ZM227 215V218H228V216L230 217L232 214H226ZM240 215V214H239ZM48 216V217H49ZM235 217H236V215H235ZM224 218H225V216H224ZM231 218H233V217H231ZM236 218H238V216L236 217ZM236 218H233L234 220L236 219ZM95 221H94V220ZM226 219V218H225ZM224 219V220H225ZM230 219V218H229ZM232 219V220H233ZM97 220V221H96ZM101 220H105V219H101ZM162 220V219H161ZM195 220H197V222H199V221H201V219L198 217V218H195ZM199 220V221H198ZM231 220V219H230ZM231 220V221H232ZM233 220V221H234ZM102 222V221H101ZM202 222H203V220H202ZM105 223V222H104ZM170 225V224H169ZM98 226V225H97ZM172 228H174L176 225L174 224V227H173V225L171 224L170 225ZM169 226V227H170ZM222 227H221V231L219 232V237H221V238H219V239H221L220 241H218L219 243H217V245H214L215 247H211L210 245H208V247H206V249H204V247H205V245H203L204 247L202 248V247H200L199 248V246L200 245H195V248L194 247H185L184 249H186L185 250V253H187V252H189L190 250V252L188 253L189 255L188 256H193L194 254L195 255H197V257L195 256V258H199L200 257V263L202 264H209V263H212L213 264V262L215 263V262H217V264H225V262H224V260L225 259H227L228 258V262H230V263H228V262H226V263H228V264H236L237 262H234V261H237L236 259H234L235 257L233 256V257H231L233 254L232 253H234V250H231L230 248H232L231 247V244H232V242L233 241H231V238H229V236H227V235H230L229 234V232L228 231H230L229 230V228H228V230H227V225L225 224L224 226L223 225H221ZM63 227H65V229H63ZM107 227V226H106ZM160 227H161V225H160ZM164 227V226H163ZM162 228V227H161ZM165 228V227H164ZM175 229H176V227H175ZM174 229V232H176L177 230H175ZM87 230V231H86ZM89 230V231H88ZM161 230V229H160ZM219 230H220V227H219ZM263 230V231H262ZM92 231V230H91ZM112 231V230H111ZM93 232V231H92ZM118 232V231H117ZM173 233V230L170 228V231H169V229H167V233ZM111 233H113L114 235H115V233H114V231L113 232H111ZM221 233V234H220ZM260 233H262V234H260ZM117 235L119 234V233H116ZM260 234V237L257 239V237H258V235ZM82 235V234H81ZM116 235V236H117ZM222 235V236H221ZM82 237V236H81ZM241 237L244 239V241H241ZM234 238V239H233ZM256 238V239H255ZM77 241H76V240ZM255 239V240H254ZM58 241V242H59ZM79 241V242H78ZM118 241V240H117ZM254 241V242H253ZM76 242V243H75ZM77 242H78V245H77ZM195 242H198V241H195ZM236 242H233V243H236ZM244 242V243H243ZM82 244L84 243V242H81ZM80 243V244H81ZM231 243V244H230ZM251 243H253L252 244V248H249V252H248V250L246 251V249L247 248H244V247H247V246H249ZM91 244V243H90ZM216 244V243H215ZM247 245V246H244L243 247V245ZM84 245V244H83ZM236 245H237V243H236ZM235 245V246H236ZM202 246V245H201ZM210 246V247H209ZM251 246V245H250ZM249 246V247H250ZM84 247V246H83ZM236 247H238V246H236ZM63 248V249H62ZM92 248V247H91ZM159 248H161V247H159ZM158 248V249H159ZM191 248H193V249H195V250H193L194 251V253H193V251H192V249ZM208 248H212V254H210L209 255V253L207 252H204L205 250H209L210 251V249H208ZM241 248V249H240ZM242 248H243V250H242ZM83 249V250H82ZM97 250V252H100V251H98V250H100V249H97V248H94V250ZM154 249V248H153ZM173 249V248H172ZM187 249H189L188 251H187ZM200 249V250H199ZM204 249V250H203ZM252 251H251V250ZM161 250H163L162 248H161ZM160 250V251H161ZM166 250V249H165ZM165 250H163V251H165ZM197 250H199V251H201L202 252V254H201V252H197ZM240 250H241V252H240ZM93 251V250H92ZM156 251L157 252H159V250H157L156 249ZM231 251L232 253H229V252ZM7 252V251H6ZM62 252V251H61ZM64 252H66V253H64ZM102 252L103 253H101V254H103V258H107L108 257V255H112L113 253L115 254L116 252H112L111 254L106 250V255L104 254V252H105V250H102ZM193 253V254H190V253ZM196 252V253H195ZM204 252V253H203ZM222 252H224V253H222ZM225 252H227V255H226V253ZM160 253V252H159ZM164 253V252H163ZM166 253V254H165ZM165 253L164 254H162V252L160 253L161 255H162V258H161V260H163L164 261V257H165V255H167V250L165 251ZM88 254V255H87ZM205 254H207V255H209V256H207V255H205ZM224 255V258L222 257H220V256H223ZM235 254H236V256H238L237 255V251H235ZM234 254V255H235ZM240 254H239V256H238V258H239V260L241 259H243V257H240ZM251 254V253H250ZM104 255H105V257H104ZM116 255V254H115ZM115 255H114V257H115ZM157 255V254H156ZM163 255H164V257H163ZM198 255H199V257H198ZM203 255V256H202ZM229 255V256H228ZM6 257L8 256V254L6 253V255H5ZM4 256V257H5ZM159 256V255H158ZM158 256H157V258H158ZM226 256V257H225ZM228 256V257H227ZM87 257H89V258H87ZM96 257V256H95ZM194 257V256H193ZM192 257V258H193ZM206 257V258H205ZM220 257V259L219 260H222V259H224L223 261H219L218 260V258ZM8 258V257H7ZM67 258V257H66ZM99 258V260H100V263H102V261H103V258H102V255H100V253H99V257H97V259ZM105 258V259H106ZM127 258V257H126ZM232 260H231V259ZM6 259V258H5ZM68 259V258H67ZM93 260V259H92ZM198 260V261H199ZM208 260V261H207ZM234 260V261H233ZM238 260V261H239ZM240 260V261H241ZM206 261V262H205ZM234 263H233V262ZM239 261V262H240ZM68 262V263H67ZM205 262V263H204ZM208 262V263H207ZM223 262V263H222ZM238 262V263H239ZM59 264H62V262L60 261V263ZM64 264V263H63ZM103 264V263H102ZM118 264H121V263H118ZM123 264V263H122ZM132 264V263H131Z\"/></svg>","mask_w":264,"mask_h":264}]
</instances>
